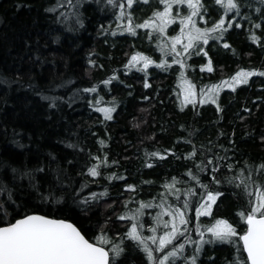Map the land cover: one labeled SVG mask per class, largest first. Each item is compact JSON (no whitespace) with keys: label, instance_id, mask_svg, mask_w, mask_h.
Wrapping results in <instances>:
<instances>
[{"label":"trees","instance_id":"1","mask_svg":"<svg viewBox=\"0 0 264 264\" xmlns=\"http://www.w3.org/2000/svg\"><path fill=\"white\" fill-rule=\"evenodd\" d=\"M203 2L205 15L203 20L197 18L198 26L211 27L223 13L214 0ZM71 3L79 5L83 26L77 22V8L70 6L68 0H0V185L13 190L16 204L27 205L29 212L69 220L89 239L103 228L120 243L131 223L118 217L137 208L139 201L158 205L161 194L167 195L164 185L173 177L179 181L176 187H196L199 191L187 175L191 169L203 183H210V174L198 173L193 162L185 158L193 145L204 146L206 155L227 153L231 163L239 162L238 167L246 161H264V77H250L248 84L238 85L235 91L222 83L241 69L264 71V47L250 38L247 21L237 17L242 28L234 25L224 40H210L203 46L207 56L201 52L184 57L185 67L181 68L173 63L175 57L171 53L160 51L157 33L149 39L150 29H137L135 36L117 29L116 25L122 23L116 19L119 9L108 6L107 0ZM248 3L252 8L244 9L245 13L260 23L259 13L254 11L259 7L258 0ZM49 8L55 10L46 11ZM157 9L163 10L157 0L147 4L137 0L126 11H131L134 22L139 24ZM188 11L187 5L174 6L173 14L187 15ZM179 32L177 19L167 29L166 37ZM255 34L264 40L260 30ZM224 43L231 48H224ZM136 52L155 61L146 73L138 70L142 65L130 70L124 67ZM209 58L211 72L207 71ZM90 59L96 61L97 67L89 64ZM162 60H167L166 70L156 67ZM113 74L119 79L110 85L101 83ZM145 83L151 87H145ZM191 85L195 86L197 103L184 106L181 101ZM213 85L220 86L217 102L222 110L215 104L199 103L201 92ZM93 86L97 92L82 91ZM98 107H114L113 119L105 120ZM157 151L175 155L167 154L163 160L146 156ZM96 156H106L107 164L100 168L101 176L92 177L87 169L96 162L92 159ZM149 163L153 167H146ZM37 167L44 168L42 173H33L41 185L40 192L46 194L50 186L57 188L60 184L62 189L57 188V195H62L63 202H42L30 188L29 178H20L21 172ZM12 169L18 171L14 173ZM112 173L124 179H109ZM233 174L234 171L222 169L217 179ZM128 185L136 186V190L127 191ZM215 187L225 196L214 206L211 216L200 217L201 230L206 232L217 219H227L242 234L246 225L237 213L247 209V198L233 185ZM105 190L107 195H100ZM91 193H97V198L82 211L78 204ZM185 198L181 195V201ZM130 199L133 202L125 208V201ZM167 200L176 203L175 196L167 195ZM0 201H4L8 212H13L6 194L0 195ZM195 207L193 200L188 229L189 237L199 240L194 231ZM159 211L158 207L145 209V236L151 235L149 229ZM162 234L161 225L158 235ZM210 237L211 233L206 232L205 239ZM175 243H184V237ZM123 244L127 255L117 264H149L134 241L125 237ZM187 247L184 255H191ZM202 247L198 264H212V260L215 264H231L238 255L232 244L217 242ZM242 255L246 257L244 252ZM176 264H182V260Z\"/></svg>","mask_w":264,"mask_h":264},{"label":"snow or ice","instance_id":"2","mask_svg":"<svg viewBox=\"0 0 264 264\" xmlns=\"http://www.w3.org/2000/svg\"><path fill=\"white\" fill-rule=\"evenodd\" d=\"M258 2L259 7L255 8L254 11L259 13L260 23H256L250 18V15L245 13L244 9L252 8L248 0H214L223 15L219 20L214 21L211 27L198 26L197 18L203 20L205 15L203 0H157V3L163 6V10L153 11L151 17L139 24L134 22L132 12L126 11V9H132L137 0H126L125 3H121L119 0H107V5L119 9L116 19L122 23L116 25L117 29H122L133 36L137 34V29H150L149 39L152 38V33H157L161 39L160 51L165 52L166 55L171 53L175 57L173 63L184 68V57L191 58L193 54L201 55V52L204 56H207L208 53L203 51V46L208 45L210 40H224L229 29H232L234 25L242 28L244 25L236 22L237 17L247 21L250 25V38L264 47V40L255 34L256 30H260L264 34V0H258ZM68 3L70 6L77 8V22L83 26L79 18V5H72L71 0H68ZM143 3H149V0H143ZM181 5H187L188 14L176 13L174 15V6ZM58 7H63V5L58 4ZM54 10L52 8L46 9V11ZM229 14H231V19H229ZM177 19L180 25L179 34L166 37L167 29L170 25L175 24ZM204 24L207 25L208 21L204 20ZM100 27L104 29V25ZM108 27L111 28V25ZM112 35H116V32H112ZM178 46L180 50H178ZM223 47L229 49L231 45L224 43ZM233 52H235L234 49ZM153 63L155 61L148 56L136 52L131 55L124 67L130 70L142 65L138 70L146 73ZM89 64L97 67L95 60L90 59ZM210 65L211 58H209L207 66L209 72L213 71ZM99 67H103V65H99ZM156 67L166 70L168 67L167 60H162L156 64ZM253 76L264 77V71L241 69L229 81H223L222 83L235 91L238 85L248 84L249 78ZM117 79L119 77L113 74L112 77L101 83L110 85L113 80ZM144 86L151 87L148 83H145ZM220 90V86L213 85L207 91H202V98L199 103L215 104L218 110H222L217 102ZM82 91L86 93L97 92V87L84 88ZM196 97L195 86L191 85L185 90L181 103L184 106L189 104L195 106L197 103ZM145 99L148 98L145 97ZM52 106H55L54 102ZM97 111L104 114L105 120H112V113L115 108L98 107ZM261 139L264 140V137ZM103 143L101 141V144ZM188 143L191 144V141H188ZM207 152L211 153V148H208ZM167 154L175 155V153L168 152L162 155L157 151L146 153V156L149 158L158 157L163 160ZM185 158L193 162V167L197 169L198 173L210 174V183H203L200 175L194 174L191 169L187 175L191 178V181H195L199 191L196 187L187 189L176 187L179 181L173 177L172 181L166 183L164 187L167 195L175 196L176 203H168L165 194H161L158 205L139 201L137 208L128 209L125 214L118 217L120 220H128L131 223L130 229L120 238V243L109 237L103 228H101L99 235L92 236L89 239L86 238L81 228L68 220L50 218L47 215L29 212L27 205L16 204L12 189L6 185H0V195L6 194L9 205L13 207V212L10 213L4 208V201H0V213H2L0 215V264H117V261L127 255L126 246L123 244L125 237L134 241L135 246L143 250L149 264H176L177 260H182V264H198L199 254L203 251L202 246L217 242L235 246L238 255L231 264H264V161L259 164H248L246 161L244 166L238 167L239 162L231 163V157L227 153L224 156L206 155L204 146L197 148L194 145L192 151ZM92 159L96 162L88 167L87 174L92 177L101 176L100 168L107 164V157L96 156ZM197 160H199V163H196ZM146 167L151 168L153 165L149 163L146 164ZM222 169L234 171V174L224 176L222 180H218L217 174ZM12 171L16 173L18 170L12 169ZM34 172L42 173L44 168L37 167L34 170L21 172L20 178H29L30 188L35 190L42 202H63L62 195H57V188L62 189V185L58 184L57 188L50 186L46 194L40 192L41 185L35 180ZM108 178L124 179V177L117 176L115 173H112ZM221 184L233 185L235 188L240 189L247 198V209L237 213L246 228L243 229L241 234V232H238L237 227L229 223L227 219H217L214 224L207 227L206 232L211 233V237L205 239L206 232L201 230L199 219L202 216H211L214 206H218V201H221V198L225 196L224 192L215 187ZM126 190L134 192L136 186L128 185ZM97 195V193H91L90 197L80 201L78 206L82 211H86L90 200H95ZM100 195H107V190ZM181 195L186 197L183 201H181ZM193 200L196 202L194 211L195 220L197 221L194 231L199 234V240H193L189 237L188 225L191 221L188 213L193 211ZM131 202H133L131 199L125 201V208ZM151 207H158L160 211L153 217L154 223L149 229L151 235L145 236L142 232L144 227L142 217L145 215V209ZM164 216L170 219L163 220L162 217ZM161 225L163 226V234L158 235V229ZM181 237H184V243L176 244L175 242ZM188 244L195 245V248L191 255H184ZM169 248L171 250H168ZM243 252L247 253L246 257H243ZM212 264H215L214 260H212Z\"/></svg>","mask_w":264,"mask_h":264},{"label":"rangeland","instance_id":"3","mask_svg":"<svg viewBox=\"0 0 264 264\" xmlns=\"http://www.w3.org/2000/svg\"><path fill=\"white\" fill-rule=\"evenodd\" d=\"M188 246V247H187ZM186 247H187V252H192L193 251V249H194V247H193V245L192 244H189V245H186ZM200 256V255H199Z\"/></svg>","mask_w":264,"mask_h":264},{"label":"water","instance_id":"4","mask_svg":"<svg viewBox=\"0 0 264 264\" xmlns=\"http://www.w3.org/2000/svg\"><path fill=\"white\" fill-rule=\"evenodd\" d=\"M40 215H42V214H40ZM50 218H54V217H50ZM56 219H61V218H56ZM66 220V219H65ZM69 221V220H68ZM69 222H71V221H69ZM71 223H73V222H71ZM87 238V237H86ZM91 242V241H90ZM245 254H246V256H247V253L245 252Z\"/></svg>","mask_w":264,"mask_h":264}]
</instances>
